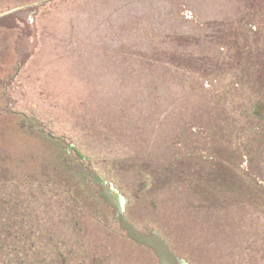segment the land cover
Segmentation results:
<instances>
[{"label": "rangeland", "instance_id": "rangeland-1", "mask_svg": "<svg viewBox=\"0 0 264 264\" xmlns=\"http://www.w3.org/2000/svg\"><path fill=\"white\" fill-rule=\"evenodd\" d=\"M256 102L264 0H0V264L158 263L88 170L184 264H264Z\"/></svg>", "mask_w": 264, "mask_h": 264}, {"label": "water", "instance_id": "water-1", "mask_svg": "<svg viewBox=\"0 0 264 264\" xmlns=\"http://www.w3.org/2000/svg\"><path fill=\"white\" fill-rule=\"evenodd\" d=\"M79 156V155H78ZM94 184L99 188L98 196L113 210V220L125 232L126 237L137 246L152 251L158 264H184L168 247L167 243L154 231L142 232L135 228L124 216L125 201L117 191L88 170Z\"/></svg>", "mask_w": 264, "mask_h": 264}, {"label": "flooded vegetation", "instance_id": "flooded-vegetation-1", "mask_svg": "<svg viewBox=\"0 0 264 264\" xmlns=\"http://www.w3.org/2000/svg\"><path fill=\"white\" fill-rule=\"evenodd\" d=\"M257 103V102H256ZM259 103V104H258ZM256 105H255V108H256V114H257V111H260V113L262 114V116H264V103H262V102H258ZM261 116V117H262ZM260 116H259V119L261 118ZM258 118V117H257ZM258 119V120H259ZM257 120V122H262V123H264V118L263 119H261L262 121H258ZM108 206V205H107ZM108 208L112 211V221L114 222V220H113V210L108 206ZM115 224H117L116 222H114ZM131 223V222H130ZM132 224V223H131ZM133 225V224H132ZM118 226V225H117ZM135 228H137L135 225H133ZM118 228H119V226H118ZM139 231H142V232H149V230L148 231H145V230H140L139 228H137ZM119 230H120V234H122L123 236H125V238L126 239H128L127 237H126V235H125V232H123L120 228H119ZM129 240V239H128ZM130 241V240H129ZM132 242V241H131ZM133 244H135L134 242H132ZM77 243L75 244V247H77ZM136 245V244H135ZM137 246V245H136ZM142 247V246H141ZM0 248H3V245L2 244H0ZM13 248V250H16V248L14 247V246H12L10 249H12ZM145 248V247H144ZM31 252V251H30ZM152 252V251H151ZM153 253V252H152ZM174 253V252H173ZM77 254V253H76ZM29 256H30V254L28 255H25V257L23 258V261L24 260H26V261H28L29 262V264H33L32 263V260H30V259H28L29 258ZM38 257V260H37V264H49L48 262H46V258H44V257H42V258H39V256H37ZM59 258H60V263L59 264H69V263H67V260L65 259V257L63 256V254L62 253H60V256H59ZM72 259V258H71ZM81 259V257H79V258H77L74 262H76V264H83L82 263V260H80ZM157 262H158V260H157ZM16 264H22V260L21 261H17L16 262ZM158 264V263H157Z\"/></svg>", "mask_w": 264, "mask_h": 264}]
</instances>
